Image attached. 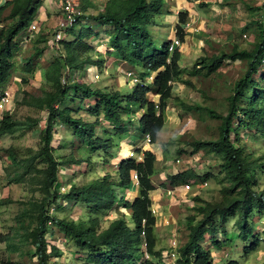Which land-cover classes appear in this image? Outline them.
Segmentation results:
<instances>
[{
	"label": "trees",
	"instance_id": "1",
	"mask_svg": "<svg viewBox=\"0 0 264 264\" xmlns=\"http://www.w3.org/2000/svg\"><path fill=\"white\" fill-rule=\"evenodd\" d=\"M42 4L43 0H8L0 6V98L5 91L2 88L11 76H20L21 83L26 84L40 68L34 59L43 54L45 47L36 46L35 53L28 57L23 66L16 57L25 43V40L20 41L21 33L31 28ZM77 5L76 21L61 30V39L56 38L57 33L52 36L53 45H59L57 55L49 60L45 70L52 89L41 95L26 89L22 91V104L46 110L45 125L41 126L42 118H15L9 113L10 110L0 119V136L41 126L40 148L24 158L19 157L15 150H9L12 162L8 167L4 166L9 183L31 181L34 185L31 189L41 192L40 198L30 200L29 211L24 212L23 219H20L23 229L7 238L8 246L13 250L28 246L29 252L38 257V264H56L55 259L62 255V251L57 244L52 245L47 237L54 227L61 230L68 241H74L88 252L86 264H165L163 250L157 249V216L152 211L150 194L156 189L153 180L157 172L156 153L145 149L144 160L125 158L117 167V172L108 171L81 184L71 182L69 190L61 191L60 183L64 178L61 168L71 167L82 162V159L75 158L72 152L70 155L56 156L52 143L57 120L73 128L81 142L93 153L98 151L102 155L111 153L120 140L129 137L139 121L144 134L149 133L152 142L158 140L165 126V110L170 102L177 99L173 82L177 79L184 81L181 78L184 72L180 65L181 51L176 49L171 54L169 42L163 46V50L158 49L149 31L155 17L162 11H169L165 10L166 0H105L97 13L89 12L97 8L94 0H79ZM9 7V14L3 18L2 12ZM256 10L261 18L256 21L258 35L252 48L234 46L229 52L205 58L201 68L196 67L190 72L193 76L209 77L218 71L225 59L241 60L247 66L228 96V112L224 114L207 108L209 115L221 122L218 138L192 142L194 151L205 150L219 156V182L222 187L218 200L207 201L199 195L194 196L193 209L186 220L187 233L176 249L175 264H213L212 249L203 242L207 241L209 235L214 241L213 246L220 249L222 244L217 233L221 231L228 237L227 228L231 220L235 222L239 238L247 243V253L256 250L261 241L257 221L264 217V184L261 182L264 153L256 156L254 152H249L241 135L243 129H251L256 131L257 138L264 140V4ZM189 15L187 9L178 12L176 31L183 41L186 34L184 26L188 23ZM6 20L10 21L9 24H5ZM94 23L98 26L94 27ZM101 37H109L111 48L117 50L121 60L135 70H141L140 77L145 81L142 85L136 84L132 89L123 87L124 84H117L116 88H94L87 82L71 77L74 76L73 72H86L88 65L105 66L106 62L94 43ZM49 39L48 35L39 33L37 41L38 44H46ZM95 54L99 55L98 58ZM65 68L69 69V73L64 81ZM155 71H158L157 76L148 82L147 75ZM185 82L191 83L190 80ZM151 91L159 96V105L148 97ZM79 97H88L90 101L93 99L87 110L96 116V120H85L80 114L82 106L76 104ZM182 106L187 109L201 108L185 102H182ZM139 107L140 110L146 108L147 112L137 119ZM101 116L112 124V128L101 125ZM100 129H104L105 135L99 134ZM182 151L180 149L179 153ZM91 156L88 160H91ZM39 162L43 166L39 167ZM134 171L139 175L140 193L131 201L124 197L123 191L132 189ZM213 177L212 172L203 176L184 170L170 174L168 178L169 186L177 187L190 179L199 178L205 182ZM68 200L88 207L85 212L88 217L72 219L58 216L56 211L50 213L52 204L57 207ZM120 203L126 209H132L135 226L123 214L103 228L102 218L111 211L118 212ZM1 204H4V200L0 201ZM146 253L152 258L146 259ZM2 264L12 262L3 260ZM229 264L239 263L232 261Z\"/></svg>",
	"mask_w": 264,
	"mask_h": 264
},
{
	"label": "rangeland",
	"instance_id": "2",
	"mask_svg": "<svg viewBox=\"0 0 264 264\" xmlns=\"http://www.w3.org/2000/svg\"><path fill=\"white\" fill-rule=\"evenodd\" d=\"M94 2L97 8H92L89 12L97 13L98 9L104 6L105 0H94ZM166 4L169 5L165 6V10L170 8L168 10L171 12L162 11L155 17L154 23L149 26L151 37L160 50H163V46L167 42L177 37L178 16L176 12L187 9L190 15L188 23L184 26L185 39L179 49L182 53L180 65L184 69L181 78L184 81L177 79L173 82L174 95L177 99L173 100L174 103L170 102L165 110V126L159 133L158 140L151 144L146 143L139 121L132 128L129 137L120 140L118 146L111 153L102 155L98 151L93 153L88 146L81 142L73 128L57 120L52 143L56 148V156L70 155L72 152L75 158L82 159V162L71 167L63 166L61 168V173L64 176L60 183L61 191L69 190L71 182L81 184L102 176L108 171L117 172L119 170L117 167L121 166L123 160L129 157L131 146L133 148L143 145L146 147L145 149L153 150L158 159L157 172L153 177L157 192L152 190L150 194L153 198L152 201L159 198V201L162 202L158 205L159 208L157 207L158 211L154 213L157 216V247H161L162 250L170 248L174 240L180 244L185 240L186 220L193 209L194 196L199 195L207 201L220 198L222 187L219 182L221 177L219 173L220 158L205 150L194 151L195 147L192 142L218 138V126L221 122L211 117L207 108L224 114L228 112V96L232 94L235 82L244 74L247 66L241 60L225 59L218 71L209 77L193 76L190 72L196 67L201 68L206 61L205 58L229 52L234 46H239L241 49L252 48L258 35L256 21L261 18L256 9L260 5L263 6L264 0H166ZM9 12L10 7L2 12V17L5 18ZM64 15L61 0H43L37 18L33 22L37 27L34 32H30L28 29L21 33L20 41L25 40V43L16 57L20 66H23L22 64L26 63L28 57L35 53L36 46L45 47L43 54L34 59V62L39 63L40 68L28 83L22 84L21 77L13 75L2 88L11 91L13 101L9 113L13 117L18 119H26L29 116L42 118V127L45 125L46 110L22 104V91L26 89L36 95H41L44 91L52 89V83L48 80L45 70L49 60L58 53L59 45H53L54 38L52 36L60 30ZM9 22L6 20L5 24H9ZM93 26L97 27L98 25L94 23ZM39 33L49 36L48 43L38 44ZM109 41V37H101L94 42L98 52H101L102 60L106 62L104 67L88 65L86 72H73L74 76L71 77L87 82L94 88H116L117 84H124L123 87L132 89L135 83L142 85L145 82L143 79L138 78L139 81L135 82L134 77L127 75L128 71H135V74L140 77L141 70L138 68L135 70L132 65L121 60L117 50L111 48ZM98 56L95 54L96 58ZM20 69L22 68L20 67ZM68 70V68L64 69L66 72V75L63 76L64 81L67 80ZM157 74L158 71H155L151 75H147L146 80L148 82L154 80ZM185 80H190L191 83H186ZM148 97L154 98L156 104L159 105V96H156L154 91L148 93ZM92 100L90 101L88 97H79L76 102L82 106L80 114L88 121L97 119L87 110L90 102L93 103ZM182 102L201 108L187 109L182 106ZM142 112L146 113V108L137 113V119L142 115ZM99 120L101 125L112 128V124L103 116ZM41 126L33 130L0 136V201L4 200V204L0 205V264L3 260L10 261L12 264H38V257L29 252L28 246L17 250L10 249L7 238L23 229L21 228L23 222L20 219H23L24 212L29 211L30 200L40 198L41 192L31 189L34 186L31 181L9 183L6 179L4 166L8 167L12 162L9 150H15L19 157L24 158L40 148L39 131ZM99 134L105 135L104 129H100ZM232 135L234 136V133ZM241 135L249 152H254L256 156L264 153V140L256 137V131L243 129ZM180 149H183L181 154L179 153ZM90 155H92L91 160H88ZM179 158L180 161H178ZM38 166L41 167L43 164L39 162ZM184 170H191L203 176L212 172L214 177L208 179L206 185H204L206 181L201 182L199 178L190 179L189 181L193 184L189 191L179 190L174 197L168 195L166 189L171 184L169 175ZM261 182L264 184V175L261 177ZM133 184L132 189L123 191L124 197L131 201L140 193L135 181ZM153 205L156 204L152 203ZM52 207H55L53 212H51ZM22 210L23 212H21ZM49 210L50 213L56 211L58 216H67L72 219L81 216L88 217L85 214L88 207L83 203L75 204L72 200L64 201L57 207L56 204H52ZM117 210L118 212L111 211L102 218L103 228H106L112 219L123 214L132 222V226H135L131 217V208L126 209L124 204L120 203ZM257 224L261 241L258 248L249 253L246 251L247 243L239 238V231L234 220L228 223V237H225L221 231L217 233V238L223 246L220 249L213 246L214 241L207 235V241L203 243L212 249L213 264H229L232 261H238L239 264H264V217L258 219ZM47 237L52 245L57 244L62 251V255L55 259L56 264H86L88 252L77 246L74 241H68L61 230L53 227ZM145 257L146 259L152 258L149 253H146Z\"/></svg>",
	"mask_w": 264,
	"mask_h": 264
},
{
	"label": "built area",
	"instance_id": "3",
	"mask_svg": "<svg viewBox=\"0 0 264 264\" xmlns=\"http://www.w3.org/2000/svg\"><path fill=\"white\" fill-rule=\"evenodd\" d=\"M8 0H0V5H5V3ZM62 6H63V10L65 12L64 15V20L63 22H61V27L60 30L57 32L56 34V38L59 40L62 38V31L63 28H65L66 26L73 24L76 21V13L78 11V0H61ZM2 23L0 21V27H1ZM37 25L34 23L31 28L29 29L30 32H34L36 29ZM28 31V30H27ZM179 40L176 39L175 40V44H179ZM174 48V44L171 46V49ZM129 75H132V72H129ZM135 81H138V78L135 77ZM12 95H11V91L10 90H5L4 94L2 95V97L0 98V119L7 113V111H9L11 109V104H12ZM146 138V142L147 143H151L152 142V138L151 135L149 133H147L145 135ZM130 156L132 157H138L139 160H143V154L138 155V152L136 151V149H133L130 151L129 153ZM178 161H180V158L178 159ZM133 179L134 181L138 184L139 183V175L137 172H133ZM193 182L189 181L185 184H182L180 186L174 187V188H169L167 190V194L171 195L172 197L175 196V194L179 191H189V189H191ZM205 185L207 184V181L204 183ZM55 209V207H52L51 212H53ZM154 213L157 211L156 208L153 209ZM179 242L177 240H174L172 242V245L169 249L165 250L163 253V261L166 264H175L176 262V258H177V251L176 249L179 248Z\"/></svg>",
	"mask_w": 264,
	"mask_h": 264
},
{
	"label": "clouds",
	"instance_id": "4",
	"mask_svg": "<svg viewBox=\"0 0 264 264\" xmlns=\"http://www.w3.org/2000/svg\"><path fill=\"white\" fill-rule=\"evenodd\" d=\"M3 6V5H2ZM168 10V9H167ZM170 11V10H169ZM171 12V11H170ZM179 12V11H178ZM178 12H177V16H178ZM175 13V12H174ZM176 34H177V32H176ZM176 39H178L180 42H179V44H175V40ZM174 44V48L173 49H171V46ZM183 44V40L177 35V37L174 39V40H172V41H169V51H170V53L172 54L176 49H180V46ZM129 72H132V75H129ZM127 75H128V77H134V80H135V77H137V78H141V77H139V76H137L136 74H135V71H128L127 72ZM142 79V78H141ZM138 81H139V79H138ZM152 80H150V82H151ZM135 82H137V81H135ZM147 82V81H146ZM144 83V82H143ZM135 85H136V83H135ZM156 96H158L157 94H156ZM150 100H154V98H151ZM145 109V108H144ZM144 109H142V110H140V111H144ZM143 113V112H142ZM145 135L146 134H144V137H145ZM145 141H146V138H145ZM147 143V142H146ZM146 143H144V144H146ZM151 143H153V142H151ZM151 143H148V144H151ZM148 144H146V145H148ZM145 146L143 147V145L142 146H140V147H133L132 148V146L130 147V149L131 150H133V149H136V151L138 152V155H141V154H143L144 156H143V160H144V157H145V154H144V150H145ZM139 149H140V151H139ZM130 150V151H131ZM130 153V152H129ZM129 155V154H128ZM129 157H132V156H130L129 155ZM128 157V158H129ZM135 158H137V160H139L138 159V157H136L135 156ZM139 161H142V160H139ZM133 181H134V179H133ZM182 185V184H181ZM205 185V184H204ZM136 186H139V183L137 184L136 183ZM180 186V185H179ZM169 188H174V187H170L169 186ZM169 188H167L166 189V193H167V190L169 189ZM153 207H156L155 205H153L152 206V211H153ZM156 209H157V211H158V208L156 207ZM153 213H154V211H153ZM179 244H180V242H179ZM145 246H146V243L144 244ZM171 247V246H170ZM169 249V248H168ZM165 250H167V249H164L163 250V253H164V251ZM164 262V261H163ZM165 263V262H164Z\"/></svg>",
	"mask_w": 264,
	"mask_h": 264
},
{
	"label": "crops",
	"instance_id": "5",
	"mask_svg": "<svg viewBox=\"0 0 264 264\" xmlns=\"http://www.w3.org/2000/svg\"><path fill=\"white\" fill-rule=\"evenodd\" d=\"M166 5L168 6L169 4H166ZM0 6H2V5H0ZM168 9H170V8H168ZM177 12H178V11H177ZM177 12H176V13H177ZM19 85H20V84H19ZM156 190H157V189H156ZM156 190H154V191L157 192ZM152 199H153V198H152ZM154 201H155V202H154ZM154 201H153V203L156 204L155 206L159 208L158 205L162 204V202L159 201V198H157V200H154ZM162 206H163V205H162ZM157 245H158V242H157ZM157 249H161V247H159V248L157 247Z\"/></svg>",
	"mask_w": 264,
	"mask_h": 264
}]
</instances>
